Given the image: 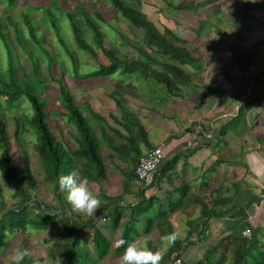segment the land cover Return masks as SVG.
<instances>
[{"label": "rangeland", "instance_id": "obj_1", "mask_svg": "<svg viewBox=\"0 0 264 264\" xmlns=\"http://www.w3.org/2000/svg\"><path fill=\"white\" fill-rule=\"evenodd\" d=\"M123 1L131 2L139 8L156 24L160 31L168 29L184 38L183 45L199 59L201 66L185 64L159 52L155 47L147 45L142 31L128 23L123 18L120 9L111 0H17L11 6H8L7 0H0V29L8 36L14 60V68L10 69L12 70L10 73L7 48L0 35V80L8 82L12 74L23 85L27 82H36V80L43 82L42 84L35 83L34 90L38 91L40 96L45 99L46 120L50 129L56 133L57 138L66 149L76 147L77 132L72 121L67 116L60 114L62 107L59 100V89L65 88L81 104V111L89 117L92 128L102 144V154L107 166L108 178L106 180H102L100 184L89 183L90 189L98 196L102 193L122 196V204H132L131 201H137L139 198L140 185L136 181H131L128 186L129 191L123 194L121 185L125 182V176L117 166H123L127 170L130 166L128 162L117 158L101 137L102 127V130L105 129L115 143L121 141V138L108 126L118 128L122 134L126 133L114 122V118H121L123 108L129 110L145 127L153 144L162 147L165 154L164 160L173 155H177V160H187L189 156L198 154L202 149H205L204 152L209 155V160L221 159L220 165L212 171L209 168L212 167L210 164L213 161L210 164L208 162L209 165L204 168L205 178L213 176L212 183L206 184L210 200L215 196L214 191L221 188L220 184H222L224 192L232 193L233 198V195L238 192L235 183H239L238 185H241L245 191V193L239 194L241 202L251 197L252 191L256 198L260 194L262 195L264 159L260 156L261 151L256 148L259 140L264 139V112L262 111L264 106L251 104L248 105L251 107H248L246 105L250 102L247 99L245 101L240 99L239 102L244 104L245 109H251L254 106L260 115L245 112L242 116H238L236 112L234 113L236 105L233 106L236 99L224 96L227 90H235V85L227 84L229 81L224 78V71L228 70L238 59L244 62L249 60L250 49L240 47L242 45L237 44V36L234 34L221 35L220 32H208V27L205 24L201 27L198 20L204 21V13H201L202 18H194L192 17L194 14H191L194 10L189 7L179 8V3H186L187 0ZM75 2L82 3L101 28L104 33V48L111 49L126 59L138 58L159 70H163L161 65L163 61L179 65L183 71L190 74L192 81L188 85L174 83L168 91L148 74L139 75L138 73L117 71L106 76L85 77V74L98 68L99 64H107L109 59L103 50L93 42L92 37L88 36L82 16L79 15L76 17L77 22L86 32V41L89 43L90 49L85 50L77 42L65 12L57 7L60 6L62 10L72 12ZM46 8L52 11L53 20L59 27L67 48L77 61L79 77L74 76L72 61L56 36L53 25L46 14ZM24 15H27L32 24L34 36L39 40L40 45L31 37ZM8 17L19 28L20 43ZM176 42L182 44L181 41ZM44 50L52 58L50 71ZM142 52H146L147 55H143ZM29 55H32L38 62L36 76L31 71ZM223 83L228 87H224ZM0 88H2L1 82ZM114 92H117V95ZM112 96L118 98L121 104H116ZM19 97L14 102L0 94V116L5 120L13 163L19 166L20 160H22L21 148L26 150L33 175L39 182L38 189L34 192L31 191V196L44 202L49 211L59 209L62 204L65 206L68 204L66 194H57L53 183L43 180L39 157L35 149L36 131L30 127L27 120L32 115V109L23 95ZM237 106L240 108L241 105L237 103ZM94 115L99 116L100 119L98 120ZM15 117L19 119L21 126L18 134L19 142L15 138ZM19 143H21V147ZM261 148L262 145L259 146V149ZM142 151L145 153L147 150L142 146ZM237 153L243 162L237 161V163L234 160L237 158ZM240 153L249 158L243 159V155ZM187 165L188 163H185V167ZM179 170L181 171V169ZM191 173L190 170L183 169V173L180 175L181 177L191 176ZM157 185L158 181L148 188L145 196H154V191L158 192ZM157 196L161 198L160 200L165 198L164 195ZM191 196L197 197V195ZM185 197L187 196L185 195ZM19 200L20 196L16 192H11L8 189L4 191L3 199L0 198V220L7 216L6 209L15 207ZM105 202L106 200L102 199L101 204L103 205ZM157 202L158 199L154 204ZM29 205L27 211L30 216L36 217L39 212L38 208L33 203ZM106 208L107 206L104 209H97L93 217L87 216L86 213L76 212L72 208L73 214L71 215L75 221L92 218L103 234L110 239L109 254L100 259L99 264H119L121 254H117L113 250L116 247L117 235L109 233L104 226ZM196 212L197 206L193 203L186 211L190 216ZM186 213L180 215L187 218ZM249 213L251 221L258 228H264L262 203L257 204L254 210L252 209ZM57 214L61 216L60 212ZM221 226L220 220H214L211 226H208L205 237L198 244H194L195 246L187 247L185 253L178 258L188 264L202 258L211 243L215 242L216 244L221 240V236H223L220 234ZM56 230V227L51 226L46 230L27 229L23 234H10L7 238L8 244L0 248V264H17L13 263L16 262L13 257L18 251L20 241H23L29 252L28 264H33V260L37 258L42 260L43 264H50L52 256L63 255V250L53 244L52 234ZM185 230V226L179 227L177 233L180 238L185 234ZM84 232V241L92 247L91 229L87 228ZM259 233L264 239V229H260ZM146 236L152 241L155 250L165 248L167 245V241L161 239L154 228L149 234L138 236L135 242L145 243ZM220 254L217 251L211 256L215 260ZM173 256L175 254L172 255L171 264L174 261Z\"/></svg>", "mask_w": 264, "mask_h": 264}, {"label": "trees", "instance_id": "obj_2", "mask_svg": "<svg viewBox=\"0 0 264 264\" xmlns=\"http://www.w3.org/2000/svg\"><path fill=\"white\" fill-rule=\"evenodd\" d=\"M16 1L7 0V4L11 6ZM111 1L120 9L123 18L128 23L142 31L147 45L155 47L159 52L176 58L185 64L197 67L201 66L199 59L183 45L185 43L184 38L168 29L160 31L156 24L131 2H125L123 0ZM189 2L187 0L186 3H179V8H194V2L192 4ZM57 7L65 12L70 23V29L80 47L87 51L90 49V45L86 41V32L77 22V15L82 16L88 36L90 35L92 37L93 42L103 50L109 59L107 64H99L98 68L85 74V77L106 76L117 71L122 73H138L139 75L148 74L149 77L161 83L168 91H170L169 88L174 83L188 85L192 81L190 74L183 71L179 65L163 61L161 62L163 70H159L138 58L126 59L113 50L104 48V33L92 19L89 12L83 7L82 3L75 2L74 11L72 12L62 10L60 6ZM46 14L53 25L59 42L72 61L74 76L79 77L80 75L77 73V61L66 46L60 29L53 20L52 11L46 8ZM24 17L31 37L40 45L39 40L34 36L33 26L28 20L27 15H24ZM8 19L13 25L17 40L20 43L19 28L12 19L10 20V17ZM0 35L7 48L9 71L12 73L10 69L14 68V60L13 52L9 47L8 36L1 29ZM176 41H181L182 44H178ZM44 52L47 55L46 59L50 71L52 58L46 50ZM142 54L147 55L146 52H142ZM29 56L31 71L36 76L38 74V62L34 60L32 55ZM236 62L244 69L246 63L243 60L238 59ZM0 82L2 83L0 94L6 96L8 100L15 102L20 98L19 96L23 95L30 104L32 115L27 120L30 127L36 131L34 140L35 149L39 157L43 180L47 183H53L57 194L63 195L65 193L58 186L57 181L59 175L72 170H76L81 176L87 177L89 183L100 184L102 180L104 181L108 178L107 166L102 154V144L92 128L89 117L81 111V104L74 99L69 91L61 87L59 89V100L62 107L60 114L67 116L72 121L77 132L75 137L77 145L72 149H66L57 138L56 133L49 127L46 120L45 99L40 96L38 91L34 90L35 83L42 84L43 82L41 83L36 80V82H27L23 85L12 74L8 82L4 80H0ZM114 93L117 95V92ZM112 98L116 104H121L118 98L113 96ZM248 101L250 103L248 102L249 104L246 106L251 105L252 100ZM238 110L236 112L238 116L245 114V108L240 107ZM94 117L98 120L100 119L99 116L94 115ZM114 122L126 132L122 134L118 128L108 126L110 130L121 138V141L115 143L110 135L107 134L106 130H102V127L101 137L113 154L117 158H120L121 161L128 162L130 166L129 170L123 168V166H117L125 176V182L121 185L123 194L129 191L130 188L128 186L131 181H136L140 185V188L138 189L139 198L134 204H122V196L108 195L105 193L99 195L101 201L104 199L106 202L103 205L101 204L98 209H104L107 206L106 212L104 213V226L108 229L109 233H116V241L124 237L129 242H133L141 234H149L153 228L159 233L161 239H163L164 236L175 232L174 227L168 219L167 212L163 210L161 202H158L154 206L156 197L145 196V191L149 187H144L138 182L134 173L138 158L157 145L153 144L149 132L129 110L123 108L121 118H114ZM15 123V138L19 142L18 134L21 126L17 117H15ZM19 145L21 147V143ZM142 146L147 150L145 153L142 151ZM21 154L22 160H20V165L17 166L13 163L5 120L0 116V198L3 199V193L7 189L11 192H16L20 196L18 204H15V207L6 209L7 216L0 220V248L8 244L7 238L10 234H23L27 229L46 230L54 226L57 230L52 234L53 244L63 250V255L52 256L50 258V264H99L100 259L109 254L110 239L103 234L102 230L95 224L92 218L83 221L73 220L71 215L73 214L72 206L69 202L66 206L62 204L59 209H51L49 211L44 202L32 197L31 193L38 189L39 182H37V179L33 175V169L30 165L26 150L21 148ZM176 162L177 155L168 157L165 160L163 158L152 185L162 177L164 171L172 169ZM220 163L221 159L214 160L209 170L212 171ZM238 184L235 183V187L238 189L237 194L245 193L243 191L244 188ZM220 185L221 188L214 191L215 196L212 200H210L207 194L197 195V197L188 196V200H186L188 197H185V195H179L175 198L176 202L175 204H171L170 210H175L177 207H182L183 204L185 205L186 202H190L197 206V212L193 216H190L191 224L194 225L192 226L190 224L186 230V235L182 238L178 237L167 248L161 264H171L170 260L173 254H175L173 256L174 260L180 257L186 251L187 247L198 244L201 240V234H204L209 225L208 222L210 219L225 220L227 218L232 221L225 227L227 234L221 236V240L216 244L214 243L215 245H209L202 258L192 262V264H264V245H262L264 239L259 233V230L264 228H258L251 221L249 213L260 202L264 210V186L261 190L263 191L262 195L260 194L257 198L251 189H246L251 190L252 195L242 205L238 206L232 200V193L224 192L222 190V184ZM31 203L39 210L36 217L30 216L27 211V207ZM59 212L61 216L57 214ZM87 228L91 229L92 247L84 241V231ZM246 229L249 232L243 234V231ZM147 246L155 250L150 239L147 240ZM17 249H25L23 241H20ZM113 250L117 254H122L124 246L119 248L115 247ZM217 251L221 254L214 260L211 255ZM28 262V256H26L19 264H28ZM13 263L18 264V262Z\"/></svg>", "mask_w": 264, "mask_h": 264}, {"label": "crops", "instance_id": "obj_3", "mask_svg": "<svg viewBox=\"0 0 264 264\" xmlns=\"http://www.w3.org/2000/svg\"><path fill=\"white\" fill-rule=\"evenodd\" d=\"M189 1L190 4L194 2L195 6L194 8L190 7L191 10H194V12L191 13L194 14L192 17L202 18L201 13H204V21L198 20L201 27H203L205 24L208 27V32H220L221 35L234 34L237 36V44L242 45L240 47H245L246 49L248 48L250 49L249 51H251L250 58H253V60H246L244 69H242L237 62H235L232 64V66H230V68H228V70L226 69L224 71V78L229 81L227 84L235 85V90H227L224 95L226 98L236 99V103L233 105H236L234 107V113L237 112L239 108L237 103L238 105H241L240 107L244 108V104L239 102L240 99H243L244 101L246 99L252 101L254 100L251 102L252 105L257 104V106H264V0ZM250 65L252 66L251 69H249ZM223 84L224 87L227 86L225 83ZM251 109L246 108L244 112H248L252 115H260V112L256 107L253 106ZM262 111L264 112V109H262ZM261 145L262 148L259 149V146L261 147ZM263 148L264 139L261 138L256 149L261 151L260 156L264 159ZM204 151L205 149L199 150L198 154L189 156L187 160L178 159L173 168L165 171L162 177H160L158 180V185L156 187L158 192L154 191V196L159 200V203H162L161 206L163 207V210L167 212L168 219L174 227L175 232H178L179 227L181 226H185L186 230L190 226V215H188L186 211L189 210L192 204L190 202H186L182 207H177L175 210H170L171 204H175L176 202L175 198L179 195H186L187 197H191V195H206L208 193L206 184H210L213 181L212 175L205 178L203 174L205 170L204 168L213 161L209 160V155H207V152ZM240 154L243 155V159L248 157L247 155L245 157L242 153ZM236 156L237 158L234 159L236 162H243L239 157L240 155L238 156V153ZM208 162L209 164H207ZM185 163H188L186 167ZM204 163L206 164L203 166ZM179 169H181V171ZM183 169L190 170V172H192L191 176L184 175L181 177L180 174L183 173ZM204 179L205 181H203ZM157 195H164L165 198L160 200L161 198H158ZM235 195H233L232 198L233 202L235 201L234 203L238 206L242 205L244 201L241 202L239 195L236 193ZM189 197L186 198V200H188ZM158 202L155 203L154 206H156ZM183 213H186L188 217L185 218L180 215ZM213 222L214 219H210L208 226L210 227ZM220 222L222 225L220 234L226 235L227 229H225V227H227L232 221L227 218L225 220H220ZM191 225L193 226L194 224ZM208 226L206 231H208ZM186 230L184 231L185 234L181 237L186 235ZM205 232L204 234H201V239L205 237ZM214 243H211L210 245Z\"/></svg>", "mask_w": 264, "mask_h": 264}, {"label": "clouds", "instance_id": "obj_4", "mask_svg": "<svg viewBox=\"0 0 264 264\" xmlns=\"http://www.w3.org/2000/svg\"><path fill=\"white\" fill-rule=\"evenodd\" d=\"M58 186L66 194V199L71 204L72 208L79 213H86L87 216H95V212L101 206V199L90 189L89 180L87 177L81 176L76 170L61 174L58 177ZM123 203V202H122ZM135 203V201H131ZM179 237V233L173 232L163 237L167 241V246H170ZM145 243L129 242L126 238L121 237L116 243V247L124 246V250L119 258V264H161L164 258L166 247L153 250ZM29 255L28 250H18L13 259L22 262ZM33 264H42L40 259H34Z\"/></svg>", "mask_w": 264, "mask_h": 264}, {"label": "built area", "instance_id": "obj_5", "mask_svg": "<svg viewBox=\"0 0 264 264\" xmlns=\"http://www.w3.org/2000/svg\"><path fill=\"white\" fill-rule=\"evenodd\" d=\"M252 61L253 58H250ZM251 65L249 69H251ZM164 152L160 145H157L150 150H148L145 154L140 156L135 165L134 173L138 182H140L144 187L152 186L156 172L162 159L164 158ZM249 231L246 229L243 231V234L248 233ZM172 264H188L181 258H175Z\"/></svg>", "mask_w": 264, "mask_h": 264}]
</instances>
